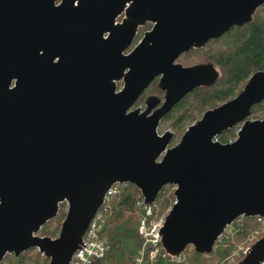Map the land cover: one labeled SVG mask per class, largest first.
<instances>
[{"label":"water","instance_id":"1","mask_svg":"<svg viewBox=\"0 0 264 264\" xmlns=\"http://www.w3.org/2000/svg\"><path fill=\"white\" fill-rule=\"evenodd\" d=\"M262 4L0 0V263L36 248L49 264H69L115 183L137 186L148 204L176 186L161 231L173 256L189 246L211 253L239 217L264 216V118L247 119L264 100V71L175 145L172 130L159 131L182 98L220 76L213 63L177 58L250 22ZM158 77L164 97L133 108ZM240 124L235 140H216ZM65 202L58 236L40 235ZM263 263L264 235L236 264Z\"/></svg>","mask_w":264,"mask_h":264},{"label":"trees","instance_id":"2","mask_svg":"<svg viewBox=\"0 0 264 264\" xmlns=\"http://www.w3.org/2000/svg\"><path fill=\"white\" fill-rule=\"evenodd\" d=\"M148 26L150 24L141 29ZM190 54L212 61L220 68L221 77L213 87H202L189 93L164 118V121L171 124L178 138L204 111L232 98L253 73L264 71V4L258 8L252 21L235 25L221 39L213 40L203 49L186 53ZM156 85L157 83H153L152 87ZM143 100L144 98L141 102ZM252 115L264 117V100L253 106ZM236 130L237 128L229 129L220 138L224 141L232 139L236 136ZM171 187L172 185L164 187L157 199V204L164 209L175 202L174 191L167 194ZM140 194L138 187L130 184L112 201L103 231L108 239L109 249L103 258H96L91 264H136L135 258L143 245V238L138 231L141 215L136 206ZM171 201L174 202L170 204ZM63 206L62 204L58 215L41 228L40 235H58L66 216ZM254 222L253 217L245 216L235 220L232 226L237 232L233 236H226L225 232L223 236L226 237L218 239L211 253H198L187 247L183 252L184 256L182 254L178 258H172L169 255H159L156 260H148L143 264H230L227 258L232 254L234 245L241 241ZM1 264H49V259L34 248L21 253L19 257L8 254Z\"/></svg>","mask_w":264,"mask_h":264},{"label":"built area","instance_id":"3","mask_svg":"<svg viewBox=\"0 0 264 264\" xmlns=\"http://www.w3.org/2000/svg\"><path fill=\"white\" fill-rule=\"evenodd\" d=\"M120 17L118 18V20H120ZM130 184L131 183L129 182L115 183L108 189L105 195L103 205L96 213L83 237V243L81 245V248H79L74 253L69 264H91L94 259L103 258L106 255L109 249V242L107 238H104L103 231L107 222L108 212L110 211L111 203L116 198V196L119 195ZM171 188L172 191H175L176 186L172 185ZM136 206L138 207L141 213L138 231L141 237L143 238V246L139 254L136 256V264H143L148 260L154 261L159 255H169L172 258L180 257L170 255L163 248L162 245L161 231L164 226L166 216L170 210H167L166 213L159 214L157 200L152 204H148L146 203L142 193L137 199ZM253 218L255 219V223L263 226L264 230V216H255ZM225 232L228 234V236H233L237 232V230L232 225H230L225 230ZM223 234L220 237H222ZM255 238L256 236H248V240L252 241V243L250 245H243L240 247V250L243 255L247 253L251 245L255 242L256 239H258ZM232 257L233 256L231 255L228 258L229 263ZM236 259L237 257L234 260H231L232 264H236L240 261V259Z\"/></svg>","mask_w":264,"mask_h":264},{"label":"rangeland","instance_id":"4","mask_svg":"<svg viewBox=\"0 0 264 264\" xmlns=\"http://www.w3.org/2000/svg\"><path fill=\"white\" fill-rule=\"evenodd\" d=\"M149 27V26H148ZM145 30H147L146 28H142L141 30H140V32L137 34V36H136V38H135V43H134V45H136L138 42H139V40L142 38V36H143V34H144V32H145ZM217 45H219V44H217ZM191 55V54H190ZM203 57L202 56H197L196 54H193V55H191L189 58H188V60H194V61H197V60H201ZM119 86H120V84H119ZM121 87V86H120ZM157 87V88H156ZM156 87H152L150 90H149V93L151 94H156V95H159L158 93H159V88H158V86L156 85ZM144 101V100H143ZM201 117V116H200ZM199 117V118H200ZM260 118H262V116L260 117ZM172 130L173 131V129H172V126H171V124L170 123H168L167 121H162L161 122V124H160V131L161 132H164V131H166V130ZM187 129V128H186ZM174 132V131H173ZM185 132V131H184ZM183 132V133H184ZM175 133V132H174ZM183 133L180 135V137L178 138V135H174V138H173V141H172V144H175V143H178L179 142V140L181 139V137H182V135H183ZM171 144V145H172ZM172 190V188L171 189H169L168 191H167V194H171V191ZM123 192V191H122ZM121 192V193H122ZM176 199V198H175ZM174 202V201H173ZM172 201H171V203L170 204H172L173 203ZM64 206H63V209L66 211V213H67V210H68V204L65 202V203H62ZM61 204V205H62ZM174 204V203H173ZM172 204V205H173ZM172 205H169L167 208H162L161 207V205L159 204L158 205V209H159V214H163V213H166V211L167 210H170L171 209V207H172ZM61 207V206H60ZM140 215H141V213H140ZM62 224V223H61ZM106 224H107V222H106ZM106 226V225H105ZM61 229V228H60ZM60 232V231H59ZM39 234H40V232H39ZM59 234V233H58ZM264 235V230H263V226H261V225H259V224H257V223H253L252 225H250L249 226V230L247 231V234L244 236V237H242V239H241V241H239V242H237L235 245H234V249H233V251H232V258H231V260H234L236 257H237V259L236 260H238V259H240L241 257L243 258L244 257V255L242 254V252H241V250H240V247L241 246H246V245H250L251 243H252V241H249L248 240V236H256V238H261L262 236ZM56 236H58V235H56ZM104 236V235H103ZM226 236H228V234L226 233ZM226 236H223V238H222V240L226 237ZM104 238H106L105 236H104ZM255 238V239H256ZM254 239V240H255ZM258 239H256L255 241H257ZM220 241V242H223V241ZM219 241V240H218ZM143 246V245H142ZM142 249V248H141ZM189 249H193V247L192 246H189ZM139 254V253H138ZM230 255V256H231ZM182 256H184V253H183V255ZM229 256V257H230ZM228 257V258H229ZM228 258H227V260H228ZM241 258V259H242ZM240 259V260H241ZM135 260H136V258H135ZM230 260V263L232 264V261ZM229 263V262H228ZM221 264H223V263H221Z\"/></svg>","mask_w":264,"mask_h":264},{"label":"flooded vegetation","instance_id":"5","mask_svg":"<svg viewBox=\"0 0 264 264\" xmlns=\"http://www.w3.org/2000/svg\"><path fill=\"white\" fill-rule=\"evenodd\" d=\"M260 6H261V5H260ZM260 6H259V7H260ZM259 7H258V8H259ZM258 8L256 9V11L258 10ZM255 13H256V12H255ZM255 13H254V15H255ZM122 16H123V15H122ZM122 16H121V17H122ZM121 17H120V19H121ZM253 18H254V16H253ZM252 20H253V19H252ZM252 20H251V21H252ZM246 23H247V22H246ZM147 24H150V26L147 27L146 29H150V28L152 27V25H153V23H152L151 21H147L145 25H147ZM243 24H245V23H243ZM243 24H242V25H243ZM145 25L140 26L139 31L137 32V34L140 32L141 27H143V26H145ZM235 25H238V24H235ZM235 25H233L232 27H234ZM232 27H231V28H232ZM231 28H230V29H231ZM230 29H229V30H230ZM145 31H146V30H145ZM227 31H228V30H227ZM227 31H226V32H227ZM226 32H224L222 35H220L219 38L211 39L210 41H208V42H207L203 47H201V48H192L190 51H188V52H184L183 54H181V55L177 58V60H176L175 62H176V63H180V64H182L183 66H190V65H194V64H198V63H213L212 61H210V60H208V59H205V58H202L201 60H197V61H194V60H193V61H192V60H188V58H189L191 55H186V53H190V52L193 51L194 49H203V48L207 47V46L210 44V42H212L213 40L221 39L222 36H223ZM137 34H136V36H137ZM136 36H135V38H136ZM134 41H135V39H134ZM134 43H135V42H133V44L131 45V47H130L126 52H129V51H131V50L133 49V47L135 46ZM213 64H214V63H213ZM214 65H215V64H214ZM215 67H216L217 70L219 71V74H220L219 79H220V77H221V71H220V68H219L217 65H215ZM251 76H252V75H251ZM249 78H250V77H249ZM249 78H248V79H249ZM159 79H160V77L156 78V79L150 84V86L145 90V92H144V93L140 96V98L137 100V102H136V104L134 105L133 108H135V107H142L143 109L145 108V99H146V97L149 96V95H156V94H152V93L150 94V93H149V90H150L151 87L153 86V83H157V86H158V88H159V85H158ZM219 79L217 80L216 84L218 83ZM247 81H248V80H247ZM247 81H246V83H247ZM246 83H245V84H246ZM119 84H120V86H121V87L119 86V89H120V88H122L123 83H122V82H119ZM216 84H214V85H216ZM214 85H213V86H214ZM213 86H210V87H213ZM244 86H245V85H244ZM244 86H243V88H244ZM202 87H207V86H201V87H198V88H202ZM198 88H196V89H198ZM243 88H242V89H243ZM196 89H195V90H196ZM242 89H241V90H242ZM241 90H240V91H241ZM193 91H194V90H193ZM193 91H192V92H193ZM240 91H239V92H240ZM239 92H238V93H239ZM190 93H191V92H190ZM238 93H237V94H238ZM158 94H159L158 96H160V97H162V98L164 97V91H162L160 88H159V93H158ZM237 94H236V95H237ZM187 95H188V94H187ZM187 95H186V96H187ZM236 95H235V96H236ZM186 96H185V97H186ZM235 96H233L232 98H234ZM185 97H184V98H185ZM142 98H144V101L141 102ZM232 98H230V99H232ZM182 99H183V98H182ZM182 99H181V100H182ZM181 100H180V101H181ZM228 100H229V99H228ZM226 101H227V100H226ZM226 101H224V102H226ZM262 101H263V100H262ZM224 102H223V103H224ZM221 104H222V103H221ZM219 105H220V104H218V105H216V106H214V107H217V106H219ZM214 107H212V108H214ZM212 108H209V109H212ZM252 108H253V107H252ZM207 110H208V109H207ZM207 110H206V111H207ZM170 112H171V111H170ZM204 112H205V111H204ZM203 114H204V113H203ZM203 114H202V115H203ZM202 115H201V117H202ZM166 116H167V115H166ZM166 116H165V117H166ZM165 117H164V118H165ZM201 117H200V118H201ZM164 118H163V120H164ZM200 118H198V119H200ZM262 118H264V117H262ZM262 118L257 117V116H253V115H252V110H251V114L248 116L247 119L256 120V119H262ZM198 119H196V120H198ZM163 120H162V121H163ZM196 120H195V121H196ZM162 121H161V122H162ZM195 121H194V122H195ZM240 126H241V124H240V125H237V126H235V127H233V128H237V130H236V136H235L234 138L229 139V140H227V141H224L222 138H220V137H221L226 131L229 130V129H228V130L224 131L222 134H220V135L218 136V138H217L218 141H221L222 143H228V142H232L233 140H235L236 137H237V133H238V130H239ZM233 128H230V129H233ZM159 131H160V127H159ZM160 133H163V132L160 131ZM175 144H176V143H175ZM175 144H172L171 146H173V145H175ZM8 254H14V253H8ZM8 254H7V255H8ZM7 255H6V256H7ZM14 255H15V254H14ZM20 255H21V254H20ZM20 255H19V256H20ZM6 256H5V257H6ZM15 256H16V255H15ZM19 256H17V257H19ZM5 257H4V258H5ZM3 260H4V259H3ZM0 264H1V263H0Z\"/></svg>","mask_w":264,"mask_h":264},{"label":"bare ground","instance_id":"6","mask_svg":"<svg viewBox=\"0 0 264 264\" xmlns=\"http://www.w3.org/2000/svg\"><path fill=\"white\" fill-rule=\"evenodd\" d=\"M119 17H120V16H119ZM119 17H118V18H119Z\"/></svg>","mask_w":264,"mask_h":264}]
</instances>
